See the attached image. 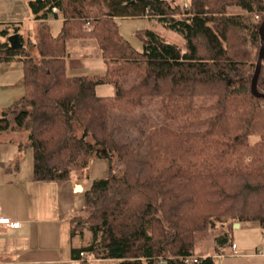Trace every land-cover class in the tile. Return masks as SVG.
<instances>
[{"label": "trees", "instance_id": "16d2710c", "mask_svg": "<svg viewBox=\"0 0 264 264\" xmlns=\"http://www.w3.org/2000/svg\"><path fill=\"white\" fill-rule=\"evenodd\" d=\"M27 6L39 22L37 61L18 26L0 27V64L17 61L23 71V94L1 113L0 133H27L23 146L32 151L36 182L69 181L88 156L108 163L107 176L85 189L83 209L70 219L74 260L87 253L118 264H182L195 255L196 237L218 226L223 234L214 239V257L232 245L235 224L257 223L264 232V99L250 91L264 0H190L188 9L166 0H30ZM53 9L62 19L57 37L48 26L57 19ZM145 16L179 35L184 50L143 30L136 51L117 20ZM13 35L21 49L9 48ZM87 40L104 73L67 76L68 42ZM103 85L112 86L111 97L97 96ZM257 91L264 95V60ZM200 98L216 100L204 107L212 117L195 112ZM153 99L162 102L165 124L182 121L177 133L161 127L146 144H118L110 112L134 114ZM164 139L182 145L181 163L173 152L161 162ZM214 257L197 264H215Z\"/></svg>", "mask_w": 264, "mask_h": 264}, {"label": "crops", "instance_id": "0c3cea01", "mask_svg": "<svg viewBox=\"0 0 264 264\" xmlns=\"http://www.w3.org/2000/svg\"><path fill=\"white\" fill-rule=\"evenodd\" d=\"M28 1L30 0H0V27L18 26L22 37L26 30L35 29L39 22L33 19L27 6ZM232 14L240 15L237 10L232 11ZM119 20H142L144 30L152 31L167 42L184 47V41L179 35L163 29L156 20L146 16ZM61 23V18L50 20V32L57 26L61 27ZM80 44L91 45L86 41L68 42L66 60L69 59V51ZM93 51L100 58L97 57L96 69L104 70L96 45ZM93 55L86 52L83 62L87 64ZM83 66L87 65L84 63ZM106 86L108 89L101 90L100 94V86L96 88L97 96L113 95V88ZM8 106H0V111ZM26 138L25 131L0 133L1 215L4 219L18 224L16 228L0 225V264H77L72 248L78 246V243L70 239V219L82 211L83 194L89 184L76 176L61 183L34 181L32 151L23 146ZM247 228L260 229L257 223H241L238 227ZM232 244L235 245L233 240ZM220 253L223 251L220 250L218 255ZM87 259L88 264H118L117 261L95 260L89 255Z\"/></svg>", "mask_w": 264, "mask_h": 264}, {"label": "rangeland", "instance_id": "374dc122", "mask_svg": "<svg viewBox=\"0 0 264 264\" xmlns=\"http://www.w3.org/2000/svg\"><path fill=\"white\" fill-rule=\"evenodd\" d=\"M175 5H182L181 0H166ZM120 34L123 38L136 50L141 52L142 40L140 38L141 32L145 29L144 21L140 20H119L118 21ZM35 29L26 30L23 39L25 46L28 48L29 54L38 60L37 54L33 48L36 43V31ZM61 27H55L51 31L52 36H58ZM51 30V29H50ZM86 43L91 45L80 44L72 48L69 53V59L66 60V74L69 77H81V76H93L102 75L104 70H97V57L98 53H94L95 43L91 40H87ZM175 45V44H174ZM177 46V45H176ZM179 47V46H178ZM184 50V47H179ZM88 52L92 59L87 62H83V57ZM85 65L87 66H83ZM22 65L20 62L13 61L11 63L0 64V106H8L16 102L23 94L22 89ZM21 78V79H20ZM19 79V80H18ZM13 85V86H12ZM109 86V85H108ZM112 87V86H111ZM108 89L106 85L100 86L98 94L101 90ZM216 102L214 98H200L194 103L195 112L202 118L206 119L212 117L214 112L204 109L206 106L213 105ZM4 110L0 111L1 113ZM182 121L165 124L163 122V109L160 99L146 100L143 106L134 114H123L119 111L110 112L109 116V128L113 132L115 141L118 144L136 143L139 140H143L144 144L153 139L155 130L161 127H166L169 132L177 133L179 124ZM195 130V129H194ZM199 129H196V131ZM167 132V130H164ZM76 134L79 135L80 131L77 128ZM256 137H252L251 141H254ZM165 142V139H164ZM165 142L160 153L161 162H164L166 155L171 154L177 156L176 161L181 163L180 157L182 155L183 147L180 143ZM143 153V149L140 154ZM83 161L86 162L85 166H80L74 171L73 176L79 177L82 181H85L87 185H91L94 180L104 179L108 174V163L103 158L96 156H88ZM182 160V159H181ZM114 170L119 172L120 166L114 161ZM83 209V207H82ZM81 213V212H80ZM223 234L221 227L210 230L207 233L200 234L196 237L195 255L201 258L202 255L213 256L215 255V248L217 244L214 239ZM230 243L238 246L235 256L231 255L230 244L224 245L222 248L223 258L214 257L215 264H264V257H258L264 250V232L260 229L253 230L247 229H235L231 231ZM203 257V256H202Z\"/></svg>", "mask_w": 264, "mask_h": 264}, {"label": "built area", "instance_id": "2783aa9c", "mask_svg": "<svg viewBox=\"0 0 264 264\" xmlns=\"http://www.w3.org/2000/svg\"><path fill=\"white\" fill-rule=\"evenodd\" d=\"M181 3H182V7L184 9H188L190 7V0H181ZM52 15H56L57 18H61V16L59 15V12H58L57 9H53ZM255 19L257 20L258 18L255 17ZM88 31H89V28H88ZM1 213H2V209L0 207V225L9 226V227H12V228L18 227V224H14V223L10 222L9 220L4 219L2 217V215H1ZM230 250H231V255L230 256H235L236 255V251H237V247L232 244L231 247H230ZM87 255H88L87 253H80L78 259L76 260L77 264H88L89 261L87 259ZM256 256L264 257V250L262 252H260V254H257ZM216 258H218V259L219 258H223V255L219 254V255L216 256ZM180 261H181L182 264H197L200 261V257H198V256H188V257L182 258ZM162 263L163 262L160 260L159 264H162Z\"/></svg>", "mask_w": 264, "mask_h": 264}, {"label": "water", "instance_id": "95a60500", "mask_svg": "<svg viewBox=\"0 0 264 264\" xmlns=\"http://www.w3.org/2000/svg\"><path fill=\"white\" fill-rule=\"evenodd\" d=\"M259 34H260L261 47L259 50L258 59H257L256 66H255V71H254V74L251 80L250 91H251V94L255 98L264 99V95L259 94L257 91V80H258V76L260 73L262 61L264 60V22L261 24ZM8 44H9V48L13 51L21 49L23 47L22 44L20 43L18 35L10 36L8 38ZM238 227H239L238 224L234 225L235 229H238Z\"/></svg>", "mask_w": 264, "mask_h": 264}]
</instances>
